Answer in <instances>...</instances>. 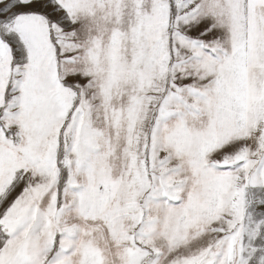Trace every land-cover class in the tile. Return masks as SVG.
<instances>
[{
	"label": "snow or ice",
	"instance_id": "1",
	"mask_svg": "<svg viewBox=\"0 0 264 264\" xmlns=\"http://www.w3.org/2000/svg\"><path fill=\"white\" fill-rule=\"evenodd\" d=\"M0 264H264V0H0Z\"/></svg>",
	"mask_w": 264,
	"mask_h": 264
}]
</instances>
